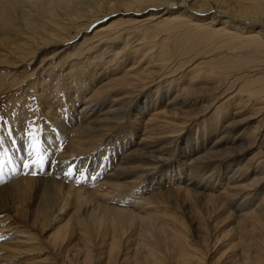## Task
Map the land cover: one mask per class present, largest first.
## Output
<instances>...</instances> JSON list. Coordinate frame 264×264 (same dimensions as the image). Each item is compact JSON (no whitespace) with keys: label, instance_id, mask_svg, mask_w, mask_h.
<instances>
[{"label":"bare ground","instance_id":"bare-ground-1","mask_svg":"<svg viewBox=\"0 0 264 264\" xmlns=\"http://www.w3.org/2000/svg\"><path fill=\"white\" fill-rule=\"evenodd\" d=\"M167 40L175 46L168 47ZM176 54L181 58L175 60ZM37 58L26 79L39 77L42 107L59 129L46 147L59 149V137L69 135L63 145L73 157L50 149L47 161L26 168L38 176L22 177L27 170L17 157L23 148H17L15 165L1 167L0 214L7 217L0 218V264H51L55 252L67 251L73 227L85 231L97 209L134 222L116 227L119 233L108 241L102 262L118 255L119 241L117 264H160L159 246L171 253L173 264H200L182 228L168 230L170 214L165 226L151 220L160 192H132L162 170L169 148L191 122L201 142L189 151L191 157L180 153L184 177L171 181L172 189L211 204L213 213H227L223 234L230 235V248L237 250L256 228L264 232V0H0V83L19 84L17 76ZM60 90L67 95V123L56 116L62 110ZM127 118L132 138L141 134L134 143L120 138L118 147L125 151L117 163L105 162L100 170L95 165L90 173L92 159L78 181L83 187L73 186L75 177L72 185L59 181L67 159L91 155ZM25 194L32 201L22 209L19 198ZM70 205L74 211L67 213ZM68 226L69 235L62 234ZM52 227L55 232L46 236ZM81 249L75 254L83 264L88 255Z\"/></svg>","mask_w":264,"mask_h":264},{"label":"rangeland","instance_id":"rangeland-1","mask_svg":"<svg viewBox=\"0 0 264 264\" xmlns=\"http://www.w3.org/2000/svg\"><path fill=\"white\" fill-rule=\"evenodd\" d=\"M114 19H119V18L116 17ZM107 20H108L107 18H104L103 20H101L102 21L101 24L107 23ZM158 37H156V39ZM76 42L77 41H75V43ZM172 42L167 40V42H164V43H167L168 47L175 46L174 43L172 44ZM179 58L181 57L178 56V54H176V58L174 57L175 60ZM39 61L40 59L37 58L35 61L36 63H34L31 67H27V69L25 70L26 72L24 71V74L19 73L20 76L19 75L17 76V82L21 81L19 84L17 85L12 84L10 81L6 82L7 84L5 85H2L0 83V169L3 165H5L4 169L6 171L11 166L15 165L13 154H14V151L17 150V148H23V151H24L23 152L22 149L21 150L18 149L22 153V155L18 156L17 154H15L17 155V157H20L18 161L21 164L23 161H27L28 163L30 162L29 165L36 163V162L42 164L43 162L42 160L47 161L46 159H48V156H50V149H53V148H54L53 151L59 150V152L61 153L63 157H66V155H67V158L73 157L70 155L71 149L69 150V148L67 149L66 147L67 145H63V143H68L69 139L67 138L70 137L69 135H67V137L65 138L59 137L60 138L59 139V149L58 148L56 149V146L58 144H56L55 146L53 145V147L51 146L50 148L46 147L47 146L46 142L49 141L48 139L52 136L54 137L55 135H57L59 129L53 125V122L50 121V114H46L45 109L42 107L41 95H40L41 85H37L39 83L38 81L39 77L35 76L34 79L32 80L31 78L26 79V76L28 75V73L33 71L38 66ZM1 78H2V71L0 72V79ZM28 80H30L29 82L30 84L27 85ZM57 82H59V78L57 79ZM64 92L65 90H60L59 93L57 94V98L58 100H60V105H62L60 109L62 110L57 109L56 116L59 115L58 119L63 118V120L65 119L67 123L68 119L66 116V112H67L68 105L66 103L67 95ZM143 123H144L143 119H140L138 122V125H142ZM195 124L196 123L191 122L190 125H187L185 129L182 131V134H180L179 140L177 141V143L175 145L172 144L173 146L169 148V153L171 155H169V158L166 161V165L162 167V170L160 172L156 171L154 175L149 176V178L146 180L143 179L140 186H138L137 189L136 188L132 189V192L138 191L141 188H142L141 191L143 195H145L146 192L148 193V190H146L148 188L149 189L155 188L156 191L158 190L160 192L161 195L156 199L157 202H155L154 207L151 209V211H149V213L156 216L154 219H151V220L159 223L160 225L165 226L167 223V215L170 214L172 216V226L168 230L173 233V228H176V226L182 228L181 231L183 232V235H184L185 244L189 246L190 250L196 256L201 258L200 264L201 263L202 264H262V263L264 264V253H263L264 232L261 228H256L250 234L246 233L247 237H245L243 240L239 242L237 250L230 248L228 240H230L231 237L230 235L226 236L225 234H223L224 231H226L225 226H227V224L229 223L227 222L228 220V218L226 217L227 213L224 210L223 212L218 211L216 213H213V211H211L212 210L211 204L201 202V200L198 199L197 197L194 198L190 196L189 197L178 196L176 195V192H174V190L172 189L175 186L173 187V185L172 186L170 185L171 181L173 183L178 184L176 182V178L181 177V176L184 177V175L182 174V171L184 170L186 161L182 160L183 158L180 157L181 156L180 153L185 152V154L188 155V158L191 157L193 153L189 154L190 153L189 151L191 149H195L196 144L198 143L199 145L201 142L200 139L198 141H195L196 139V137L194 138V129H196L194 128ZM131 126H132V122L129 121V118H127L125 120V124H123L120 128H118V130H116V132L111 136V138L107 139L108 141L103 140L99 149H97L96 151H93L91 155L82 154V152L79 151V154H82V155H78L76 156V158H73V159L72 158L67 159L66 164H64L65 166L61 170L63 172L60 175L59 181L63 184L72 185L71 182L76 178L77 183L73 184V186L83 187V185H81V183L78 181H79V178H83L87 170L86 167H88V163L92 159H94L95 163L90 168L91 169L89 171L90 173L93 172L96 166L98 167V170H100L105 164V162H109L110 166L117 163L120 154H122L121 152L125 151L123 149L121 150L118 147L120 138H121V143H124L125 141L127 143L138 142L137 137H139L141 132L136 131L135 136L133 135V138H132V135L129 134L130 131H128L131 129ZM207 126H209V124ZM139 130H141V127L139 128ZM215 135L216 133L214 134V136H211L210 134L207 137L206 141L208 142V144L204 143L205 146L207 145L206 147L209 146V142H212L215 139ZM196 136L198 137V132L196 133ZM187 139H190V140H187ZM55 140H58V139L55 138ZM179 141L181 142L179 143ZM132 143L130 145H126V148L133 145ZM84 146H90V145L89 143H87ZM180 149L182 150L180 151ZM75 150L77 152L80 149L76 148ZM21 167H23V165H21ZM25 171L26 173L22 174V177L24 176V177L35 178L38 176L37 173L31 172L32 171L31 169L28 170L25 168ZM69 172H71V175H67V173ZM95 175L96 174H94V176ZM153 177L155 178L153 179ZM55 179L58 180V178H55ZM129 179H134V176H130ZM152 179L154 180L153 182H152ZM185 180L186 179L184 178V182ZM88 181H89V178L87 179L86 183ZM3 184H5V182L0 183V185H3ZM181 185L183 186V184ZM89 186H92V185H89ZM119 188L121 191H125L124 187H119ZM164 188L165 190H168L165 193H163L162 191ZM154 193H155V190H154ZM31 201H32V196H30L29 194H25L19 198V204H21L22 209H27V206L30 205ZM103 203L104 202H101V204ZM131 203H132V200H131ZM108 206H111V205L108 204ZM129 210H131V208H129ZM70 211H74L73 205H70L67 213ZM160 211L165 212V214L159 213ZM99 212L101 214L105 211H101L98 209L97 211L94 210L92 217L87 222V225L89 226V228L87 226L85 231L83 229L73 227L74 237L69 242V244L66 246V248H68L67 251L59 250V253L57 254L55 252V254L53 255L51 264H76V263L80 264L79 259L77 260V256L75 254V251L79 252L80 248H82L81 251H83L85 255H88V258L84 257L85 263L83 264H86L87 261H89L87 262V264H114V263L117 264L116 260H118V258L122 256L120 252L122 251L121 250L122 244L120 245V242L119 241L117 242L118 246L116 245V247L120 249V251L118 250L119 251L118 255L116 256L115 254V256L111 257V259L108 260L107 263H104L102 262V258L104 257L105 251H107L105 249L107 248V243L114 234L118 235L119 232L116 229V227L118 228L127 227L131 223H132L131 225H133L134 222L133 220H131V223H130L129 221L125 220V218L127 219L128 216L121 217L120 215L114 214V212L112 213L111 211H106L105 212L106 214L105 213L101 214V217H102L101 218ZM104 214L105 216L106 215L108 216V219H107V216L104 218ZM5 217H7L6 214H3V213L0 214L1 219ZM9 217H10V220L12 219L14 222H17L20 225L25 224V221H23L21 218H18L13 215H9ZM116 217L118 218V221ZM72 218L73 216L71 217V219ZM173 218L175 222L174 225H173ZM177 221H180V222H177ZM115 224H117L118 226H115ZM156 225L158 226V224ZM56 227H52L51 228L52 230H49L50 232L46 236H49L51 233L55 232ZM69 229H70L69 226L64 227L63 229H61V233L62 234L66 233V235L67 234L69 235L70 233ZM84 232H86L87 236L85 235ZM37 235L40 236V234L38 233ZM66 235H63V236L65 237ZM83 241H87L88 243L83 242ZM141 244L142 243H140V246H142ZM84 245H87V246L85 247ZM244 245H247L246 247L249 249L244 248ZM85 249L86 251H84ZM157 252H158V256L160 257V261H161L160 264H173L171 253H169L167 248L165 249L163 246H159V248L157 249ZM38 259L39 257L35 258L33 263ZM246 261H248V263ZM15 262L20 263L21 261L17 259L15 260Z\"/></svg>","mask_w":264,"mask_h":264},{"label":"snow or ice","instance_id":"snow-or-ice-1","mask_svg":"<svg viewBox=\"0 0 264 264\" xmlns=\"http://www.w3.org/2000/svg\"><path fill=\"white\" fill-rule=\"evenodd\" d=\"M22 165H23L24 168H29L30 167V165H29V163L27 161H23ZM67 175H71V172L67 173Z\"/></svg>","mask_w":264,"mask_h":264}]
</instances>
